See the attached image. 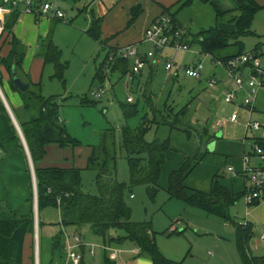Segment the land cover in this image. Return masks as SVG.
Segmentation results:
<instances>
[{"label": "rangeland", "instance_id": "rangeland-1", "mask_svg": "<svg viewBox=\"0 0 264 264\" xmlns=\"http://www.w3.org/2000/svg\"><path fill=\"white\" fill-rule=\"evenodd\" d=\"M50 1L55 7L59 5L65 11L67 17L72 9L76 10L80 8L86 0H77L76 2H73V0ZM257 3H260L262 8H260L261 10L258 11L250 24V29L254 35H247L244 38V48L246 50L253 47L259 40H264V2L263 0H258ZM0 6H3L4 9L7 7V5L2 3V0H0ZM181 16L187 19L188 24H186V27L190 29L192 34L200 29V24L207 28L216 22L210 4L199 2V0H195L193 6L185 8ZM217 23L228 24L226 20H221ZM55 33L57 44L59 43L58 46L61 51L60 61L66 63L67 67L63 71V81L56 80L58 83L57 88H50V91H47L49 92L47 97H56L59 105V119L65 124L69 135L73 138H78L83 144L98 146L102 133H107V128H113L117 152L115 163L116 180L121 183H127L128 190L125 199L131 210V220L135 222H150L154 238L158 239L161 249L169 255L177 257L170 258L163 254L170 260H184L182 264H242L236 243V228L234 230V223H231L229 220L225 221L218 216H211L197 211V209L192 208L182 200L169 198L165 191L170 172L177 169L180 164L191 157L190 161L198 162L185 181L188 186L187 192H190L191 187H201L206 183V180L210 183L209 180L213 173L214 176L218 174V179L220 178L230 186L233 177L227 172V167H240L242 149L237 142V138L243 137V134L240 132L241 127L230 126L224 128L226 136L218 138L217 143H215V151L209 152L206 150L205 137L196 138L193 133L190 136L182 129L170 130L165 125H153L145 134L146 140L153 141L155 138L165 140L168 138L170 147L167 150L165 161L161 165V173L158 180L159 185L152 192V187L146 184L130 185L128 156L124 149L120 147V131L122 127H137L141 122V117L145 113H148V118L151 119L155 109L158 120H160V117H163L165 120L175 121L173 120V113L178 108L173 107L187 105L188 112H186L183 118L185 125L189 128L197 129L198 127L193 123L197 121L199 113H201L200 104H197L198 98L200 95L211 93V90L207 88L206 80L214 74V70L216 71V68L219 66L211 61V57L200 52L198 44L191 46L189 51L182 50L175 52L166 50L165 56L174 59L178 75L174 76L175 73L172 71L171 74L174 76V79L169 76L168 72L164 69V61L160 60L161 62L158 63L154 72L156 75L153 78L152 92L149 98L150 102H148V105H155V107L149 110L142 99L144 93L140 90L139 86L136 90L126 87L125 80L123 78L119 79L116 75H108L109 83L106 81L101 82L94 75L98 64L103 61L105 52L107 51L106 46L98 45L96 41L94 42L86 34L73 37L72 40H69L59 36L60 30L57 29ZM64 34H66V31ZM259 37L260 39H258ZM231 50L229 49V51ZM199 60H201L202 64L201 79L197 80L189 77L178 69V67L184 64L197 63ZM1 70H4V66L0 65V73ZM4 73H6L5 70ZM1 78L0 89L8 101L11 100L12 102L13 100L4 82L5 78L3 76ZM93 85L104 86L105 93L100 99L91 98L89 90ZM148 92L145 90V96ZM128 96L133 98V103H136L138 98L139 111L136 116L125 119L120 104L121 102L126 103ZM88 99H92L93 101H89ZM3 107L0 97V136L4 133L7 136L12 131L10 124H7L3 119L5 117ZM180 117L183 116L181 115ZM210 122L205 121L201 130H208V136H215L209 130ZM178 125L181 124L178 123ZM107 142H111V140L107 138ZM71 151L76 152V150H72L71 148L66 150L68 154L72 155ZM78 159L77 164L79 165L77 168L81 169L80 184L82 191L90 195L98 194V187L95 184L97 170L86 167L84 156ZM234 159H238V162H234ZM234 180L240 181L237 177ZM130 194L132 197H130ZM2 196L5 197L3 190ZM240 204L239 200L230 208L231 214H235L233 215L236 221L242 216ZM171 226L175 229V232H172L173 234L169 232ZM180 229H182V232L177 234L176 231ZM38 232L41 253L40 255L37 240L39 263V256L42 258V255L46 252L45 237L48 236V232L46 234L42 229ZM249 249L247 248V252L253 257Z\"/></svg>", "mask_w": 264, "mask_h": 264}, {"label": "trees", "instance_id": "trees-1", "mask_svg": "<svg viewBox=\"0 0 264 264\" xmlns=\"http://www.w3.org/2000/svg\"><path fill=\"white\" fill-rule=\"evenodd\" d=\"M236 1L238 13H232L229 18V21L235 25L233 31L223 30L215 23L209 28L201 29L197 34L190 37L189 42L198 44L200 52L211 57L212 62L216 60H228L244 52L243 43L240 39L251 33L250 24L260 6L254 0ZM215 10L216 22L222 15L232 12H222L217 8ZM163 11H167V9ZM15 13H17L16 9H14ZM135 16L134 12L131 22L135 19ZM13 20V17L12 19L6 18L4 31L10 32ZM100 23V18L92 20L87 34L96 40L100 46H104V41L101 39ZM48 46L44 59L54 64V76L63 81V71L66 63L60 61L61 52L59 48L52 44ZM228 46L235 47V52L229 55H220L221 51L228 48ZM11 47L6 59L1 58L0 60L7 72H9V75L13 65L16 71L19 69L23 55L14 38L11 39ZM102 62L98 64L96 73L94 74L101 82L104 79L100 74L99 68ZM113 66L111 67V72L117 70L120 75H123L127 70V64L124 60L117 61ZM28 82V88L24 91H19L22 94L23 113L17 118V121L26 140L35 173L37 212L40 213L46 208H58L61 216V227L73 226L78 230L79 227L86 226L92 235L102 238L106 244H122L125 240H128L140 249V254L144 253L148 255L153 264H182V262L167 259L160 252L158 246L155 244L154 232L151 229L150 222H135L131 220V210L125 199L128 190L127 183H121L116 180L115 163L117 152L113 128H107L108 132L102 133L98 146L83 144L78 138H73L69 135L65 124L59 119V105L56 97H43L39 92L40 83L33 84L30 81ZM11 87L17 91L12 82ZM149 98L148 93L146 96L145 93L142 96L148 109L152 110V107H155V105H148V102H150ZM88 100L93 101L92 99ZM120 106L125 119L134 117L139 111L138 98L136 103L121 102ZM155 110L151 119L148 118L149 114L145 113L141 117V122L137 127L130 128L129 126H123L120 131V147L124 149L128 156L130 185L146 184L152 187L151 192L159 185L158 180L161 173V165L165 161L170 142L168 138L165 140L155 138L153 141H147L145 134L153 125H165L170 130L182 129L190 136L191 133L195 132L197 135L199 134L194 129L185 125L183 118L186 112H188L187 105H183L173 113L174 115L172 114L175 121L165 120L163 117H160V120H158ZM161 115L163 116V114ZM181 115L183 117H180ZM177 122L181 125H178ZM107 138L111 142H107ZM50 143H55L59 147H71L73 149L76 146L85 145L90 149L86 159V167L97 170L95 184L98 187V194L90 195L82 191L80 184L81 169L77 167L41 168L37 166L45 157V146ZM191 158H187L185 162L180 164L177 169L172 170L168 175V184L165 188L168 197L182 200L192 207L204 210L225 221H230L229 208L236 202L239 196L234 193L231 194L220 183L218 174L212 178L209 192L197 190H192L190 193L187 192L185 179L193 171L198 162L190 161ZM56 198L60 200L59 206ZM25 207V209L18 207L13 210L9 216L13 218L0 220V264H26L22 260V245L25 236L32 234L33 231L32 197L28 200ZM23 210L27 212H22ZM23 214H29V216H23ZM41 226L42 221L39 217L38 229ZM235 227L236 243L242 264H264V257H252L247 252L252 227L246 225H235ZM172 232H175V230ZM62 241L63 232L58 231L50 244L53 259L55 257L62 259L64 255ZM39 254L41 255L40 248ZM29 264H35L33 254ZM39 264H43L40 261V256Z\"/></svg>", "mask_w": 264, "mask_h": 264}, {"label": "crops", "instance_id": "crops-1", "mask_svg": "<svg viewBox=\"0 0 264 264\" xmlns=\"http://www.w3.org/2000/svg\"><path fill=\"white\" fill-rule=\"evenodd\" d=\"M76 1L77 0H73V2ZM254 1L256 3L258 2V0H254ZM32 2L33 5L39 11L41 5L44 2L51 3L53 8L44 13L41 12V14H39L35 12L24 13L22 11L23 4H19L18 7L11 9L8 8L7 6L6 7L7 10L5 11L4 16L7 19H12L13 17L14 20L11 23V27L9 30L10 32L4 31V33L1 36L0 58L6 59V56H8L12 48L11 41L9 40L11 38H14L17 45L19 46V50L23 54L20 61L21 62L20 67L17 70L18 77H20L21 80L24 81L25 83H27L28 81L32 82L33 84L40 83L39 92L43 97L48 96L49 92L47 91H50V88L51 89L57 88L58 86L57 81L60 80L54 76L55 73L54 64L44 59V55L48 51L49 44H52L53 46L59 48L58 46L59 43L57 44L56 33H55L57 29L61 31V33H59V36L61 38H67L69 40H72L73 37L83 36L84 34L90 36L87 34L88 27L90 26L92 20L96 18H100L101 39L102 41H104L105 44L104 46L107 47V50L113 47H120L121 45L139 43L142 52L148 48L146 44L141 42L144 30L146 29L150 21L159 14H161L165 9H167L168 12L172 10L170 13L172 14L174 20L181 27L185 29L189 37H192L193 35L197 34V32L200 31L201 29H206L205 26H201L202 24H200L199 26L200 29L196 33L192 34L190 29L186 27L187 26L186 24H188L187 19L181 16L185 8L194 5L195 0H110L107 2L105 0H86L84 5L82 4L80 8H77L76 10L72 9V11L69 12V16H67L69 17L68 19L66 17L65 11H63V9L59 5L55 7L50 0H32ZM199 2L207 3V4L209 3L214 12V16L216 15L215 8H217L222 12L232 11L228 14L222 15L218 19L219 22L221 20H226L228 24H224V23L218 24L217 23L218 21L215 23L219 28L226 31L228 30L233 31L235 29V25H233L229 21V18L232 13L233 14L238 13V11L236 10L237 7L236 0H199ZM257 4H259L260 8H262V5L260 3ZM260 8L259 10H261ZM14 9H16L17 11V13L15 14H14ZM57 9L62 11V13L64 14L63 17H58L55 14V10ZM134 12L136 16L135 19L131 22V17L132 14H134ZM79 15H81V17H79ZM214 18L216 21V17ZM65 31L66 34H64ZM248 35L250 36L254 35L253 31L251 30V33ZM246 36L247 35H245L240 39V41H242L243 43V48L245 45L244 38ZM258 39H260V37ZM95 41L96 40H94V42ZM263 43L264 40H259L258 43L254 44L253 47H251L248 50L258 48ZM229 49L232 50L229 51ZM235 50H236L235 47L228 46V48L221 51L220 55L222 56L229 55L230 53L235 52ZM248 50L244 48L243 51H248ZM106 53L107 51L105 52V54ZM160 60L162 59H158L156 60V62L154 59L145 61L144 65L136 72V74H132L133 78H128L125 75V73L127 72L130 73V71H132L135 62L134 59L129 58L128 60H124L126 61L127 64V70L123 75H120L117 70H113L112 72L110 70V75H116L119 79L123 78L125 80V86L130 87L131 89L136 90V88L139 86L140 90L143 93H145V90L147 92L150 90L148 92L150 97V94L152 92L151 86H152L153 78L156 75L154 74V72L156 67L158 66V63L161 62ZM0 65L2 67L4 66L3 64ZM4 70L6 71V73H4ZM4 70H1L0 76H3L5 78L4 82L8 89V93L13 101L12 102L11 100L8 101L4 93L1 91V93L5 98L4 101L7 104V108L9 109L8 110L5 109V107H3L4 108L3 112L5 115L3 119L7 124H10L12 132L10 135L5 136L4 133L0 136V190H1L0 220L13 218V217H9L13 210H15L18 207H23V209H25L26 208L25 205L28 202V200L31 199V197L33 201V186H32L31 170H29L28 155H26L25 149L23 147L22 139H20V136L18 134L16 124L13 123L9 114L10 111L13 116L12 118L18 124L17 118L23 113L22 94L19 93L18 90L16 91L14 90L13 87H11V82H10L11 78L10 75L7 74V70L5 69V66H4ZM176 75H178V73L174 74V76ZM214 75L218 76L220 82L212 88L207 87L211 90L210 91L211 93L199 96L197 104L198 105L200 104L201 113L198 112L200 114L199 118L197 119V121L193 123L198 127L197 128L198 130L196 128H192V129L200 133L198 134L199 136H197L196 132L193 134L196 135V138L205 137L206 144L213 142L214 143L213 151H215L214 148H215V143H217V139L226 136V134H224V128L230 126L241 127L240 132L243 134V137L240 138L238 137L237 142L240 148L242 149L241 154L243 155V153H247L250 151L249 144L251 140L254 139L256 141L264 140V86L261 88L258 95L254 99L253 101L254 109L249 114L247 110L244 109L241 103V100L244 97V92H238L232 102L230 103L224 102L223 101L224 94L230 89L231 82L224 79V72L219 67L216 68V71L214 70V74L212 76ZM169 76H171L174 79L173 75L169 74ZM129 103H133V98L132 101ZM182 106L183 105L174 108L177 109ZM233 112L237 113L238 122L235 123L231 121L229 122V120L227 119V117H229L230 114ZM248 116L252 120L258 121L260 123V128L258 130L255 131L244 130L243 123L246 121ZM222 119L225 120L223 123H222ZM205 121L207 122L211 121L209 130L210 132L215 134V136H210V135L208 136L207 135L208 130L205 129L201 130ZM219 121H221L220 125L218 124ZM19 129L21 131V128ZM244 139L245 142H243ZM85 145L76 146V148L73 149L71 147H61V146L59 147V145L55 143L47 144L45 146V157L41 162L37 164V166L41 168H45V167L76 168L79 165L77 164L79 160L78 158L82 156H84L85 159L84 162L86 165V159L89 155L88 152L90 149ZM68 148H71L72 150H76V152L71 151L72 155H70L66 152ZM213 151H209V152H213ZM77 154L78 156H76ZM234 162L237 163L238 159L236 160L234 159ZM250 162L253 165L264 166V162H260V160L257 159L256 157H252ZM239 165H240L239 168H234V169L237 171L241 169L242 167L241 159ZM227 172L230 173L231 177H233L231 185L229 186L227 183H224V181H222L220 178L219 181L231 194L234 193L235 195L239 196L236 202L240 200L241 202L240 210L242 211L241 218H239L238 221H236L234 218L235 214L233 213L234 214L233 215L230 212V208L232 207L231 206L229 208L230 218H231L230 221L231 223H234V230L236 228L235 225L237 226L238 225L237 222L239 221L240 222L245 221L246 226L252 227L251 237L248 241L249 242L248 248H250L249 250L253 255V257H264V240L262 239V237H264V201L246 206L241 196L245 188V181L238 174H233L230 171H228V167H227ZM213 177H214V173L211 175V178L209 180L210 183H208V181L206 180V183H204L201 187H197V186L191 187L190 192L192 190H197L200 192L201 191L209 192L212 182L211 180ZM236 177L240 181H235L234 179ZM2 190L5 197L2 196ZM192 208L197 209V211L209 214L211 216H215L213 214L205 212L204 210H200L196 207H192ZM33 209H34V201H33ZM22 212H27V211L23 210ZM23 216H29V214H23ZM37 217L38 219L40 217V220L42 221V226L39 229L37 227V232L40 231L41 229L46 234L48 232V236L45 237L46 252L42 255V258L40 256L41 263L66 264L65 251L63 252L64 255L62 256V259H59V257L58 258L55 257L53 259V257L51 256L50 244L52 238L54 237L55 234L58 233V231L65 230L67 232H73L76 230L75 227L73 226L61 227L60 225L61 216L58 208H46L40 213L37 212ZM37 226H38V220H37ZM34 228H35V220L33 222L32 234H27L25 236L22 245L23 248L22 260L23 263L26 264H29L32 254L33 256L35 255ZM76 231L81 233L85 244H92L96 246L93 255H89L86 251V248L81 247V250L84 252V256L81 260V264H125L126 261H131L133 264H153L152 260L148 255L144 253L140 254V249L128 240H125V242L122 244H106L103 242L102 238L96 235H92L91 232L88 230V227L86 226H81ZM181 232L182 229H180L177 232V234ZM171 234H167V235H171ZM235 235H236V230H235ZM37 240L38 243L40 244L39 232L37 233ZM154 241L160 250L161 246L160 244H158V239L154 238ZM65 243L66 240L63 238L62 247L64 246ZM160 252L170 258L171 257L177 258L176 256L169 255L168 253L164 252L162 249L160 250ZM182 261L184 260L178 262H182Z\"/></svg>", "mask_w": 264, "mask_h": 264}, {"label": "built area", "instance_id": "built-area-1", "mask_svg": "<svg viewBox=\"0 0 264 264\" xmlns=\"http://www.w3.org/2000/svg\"><path fill=\"white\" fill-rule=\"evenodd\" d=\"M4 5L8 8H16L19 4H23L22 11L35 12L41 14L52 9L51 3L44 2L41 5L40 11L33 5L32 0H2ZM3 6H0V39L4 33V25L6 21L5 11ZM55 14L58 17H63L64 14L61 10H55ZM190 41L188 33L183 27H181L173 18L172 14L168 11H163L161 14L153 18L144 30L141 42L147 45L145 51H141L139 43L121 45L120 47H113L108 49L105 61L102 62L100 68V74L104 77L103 81L108 82V75L110 74L111 67L120 60L134 59V68L132 71L125 73L128 78H133L132 74L136 72L144 65L145 61L154 59L155 62L158 59L164 61V69L168 74L171 72L177 73V66L173 58L165 56L166 50L170 51H189L193 46ZM167 57V58H166ZM215 62L219 68L224 72V79L231 82L230 89L224 94L223 101L230 103L234 100L238 92H244V97L241 103L245 110L250 114L254 109V99L258 95L261 88L264 86V43L258 48L244 51L243 53L229 58L228 60H216ZM178 69L185 73L187 76L194 79L202 78V64L201 60L197 63L184 64ZM220 82L218 76L214 75L206 80L207 87H214ZM90 95L93 99H100L105 91L102 85H93L90 88ZM0 97L3 95L0 90ZM127 102L132 101V97L126 98ZM229 122H238L237 113L233 112L227 117ZM225 120L222 119V123ZM220 122L218 124L220 125ZM244 130L255 131L260 128L258 121L252 120L247 117L243 123ZM246 139V138H245ZM245 139L243 142H245ZM250 151L243 153L241 156V169L235 170L234 167H228V171L233 174H238L245 181V188L242 193V199L246 206L264 201V166H257L251 164V158L256 157L260 162H264V140L256 141L251 140L249 144ZM50 191V190H49ZM132 197V195L130 196ZM56 201L60 203L59 198ZM238 225L245 226L246 222H237ZM170 232L175 229L171 226ZM63 231V238L66 240L64 244L65 262L66 264H81V260L84 256V252L81 247H85L89 255H93L95 251V245L85 244L83 236L80 232ZM264 240V237H262ZM125 264H133L131 261H126Z\"/></svg>", "mask_w": 264, "mask_h": 264}, {"label": "water", "instance_id": "water-1", "mask_svg": "<svg viewBox=\"0 0 264 264\" xmlns=\"http://www.w3.org/2000/svg\"><path fill=\"white\" fill-rule=\"evenodd\" d=\"M10 78H11V82H12L13 86L18 91H24L29 86V82L28 83H25L24 81L21 80L20 77H18L16 68H15L14 65L12 66L11 71H10ZM9 114H10V117L12 119L13 116H12V114H11L10 111H9ZM12 121L14 122V124H16L14 119H12ZM17 130H18V133L20 135V139H22L23 147L25 149L26 155H28L29 170H31L32 186H33V201H34L33 217H34V220H35V228H34V232H35V243H34L35 255H34V263L35 264H39L38 263V256H37V252H38V248H37V233H38L37 232V220H38V217H37V201H36L37 191H36V186H35V173H34L33 166H32L31 156L29 155V152H28L27 144L25 142V139H23L22 133H21L20 129L18 128V126H17ZM193 135H195V134H193ZM213 147H214V143L213 142L207 144V149L209 151H213Z\"/></svg>", "mask_w": 264, "mask_h": 264}, {"label": "bare ground", "instance_id": "bare-ground-1", "mask_svg": "<svg viewBox=\"0 0 264 264\" xmlns=\"http://www.w3.org/2000/svg\"><path fill=\"white\" fill-rule=\"evenodd\" d=\"M3 95V94H2ZM2 99V102H3V105H4V107H5V109H8L7 108V104H6V102L4 101L5 100V98H4V96L1 98ZM9 110V109H8ZM13 119V118H12ZM14 123V122H13ZM16 123V122H15ZM18 126V128H20L19 127V125L16 123V127ZM19 134V133H18ZM20 136V135H19ZM36 191H37V187H36ZM37 195V194H36ZM37 255H38V252H37Z\"/></svg>", "mask_w": 264, "mask_h": 264}]
</instances>
